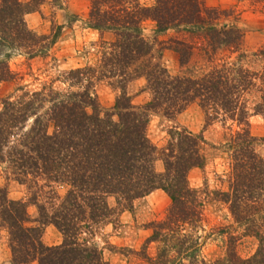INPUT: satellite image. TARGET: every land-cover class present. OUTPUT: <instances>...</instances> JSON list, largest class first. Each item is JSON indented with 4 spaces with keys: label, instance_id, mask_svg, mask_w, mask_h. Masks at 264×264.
Masks as SVG:
<instances>
[{
    "label": "trees",
    "instance_id": "obj_1",
    "mask_svg": "<svg viewBox=\"0 0 264 264\" xmlns=\"http://www.w3.org/2000/svg\"><path fill=\"white\" fill-rule=\"evenodd\" d=\"M89 2L87 26L101 38L111 37L101 41L93 65L65 71L63 79L77 89L21 85L17 93L1 98L0 167L27 189L25 198L14 199L0 188V230L7 231L9 264H110L105 246L96 239L100 229L155 189L168 195L170 205L163 218L148 224L152 233L146 242L161 243L157 254L151 257L143 247V257L149 264H172L175 258L168 252L188 245L178 228L192 225L201 213L197 191L187 183L188 170L204 161L201 138L172 125L168 139L158 147L146 128L151 113L173 119L190 104L200 106L212 120L237 116L243 123L227 141L232 159L228 190L215 194L257 239L252 255L241 258L233 253L231 264H264V159L248 129L247 111L239 106L243 93L251 90L254 73L227 59L217 66L204 64L197 71L171 74L159 59L153 61V43L144 35L142 22L152 20L156 33L173 28L195 34L193 42L171 41L181 66L197 48L207 55L221 46L237 47L239 28L221 24L228 12L204 0H154L149 6L139 0ZM30 4L0 0V81L17 78L9 66L11 54L44 56L58 35L59 30L46 41L27 30L23 15ZM138 78H144L140 91L148 97L135 105L128 85ZM97 82L118 91L108 109L95 93ZM157 160L162 161L160 172ZM30 206L36 209L34 218ZM49 224L60 232L59 243L42 241Z\"/></svg>",
    "mask_w": 264,
    "mask_h": 264
},
{
    "label": "rangeland",
    "instance_id": "obj_2",
    "mask_svg": "<svg viewBox=\"0 0 264 264\" xmlns=\"http://www.w3.org/2000/svg\"><path fill=\"white\" fill-rule=\"evenodd\" d=\"M28 5L23 21L28 31L35 35L51 37L58 32L55 41L50 44L46 55L29 57L24 53L11 54L10 69L16 74L14 81H0L1 98L14 91L17 86L27 85L39 88L51 85L57 91L69 88L63 79L65 71L93 65L101 51V41L109 40L106 34L101 38L99 31L87 26L90 9L89 0H39L33 5L31 0H20ZM143 6L152 5L154 0H139ZM207 6L219 7L229 15L221 18V24H235L241 33L239 45L235 48L221 46L214 52L203 54L200 48L195 49L190 60L180 65L178 55L172 49L174 39L195 41V34L177 31L170 28L159 33L154 32V22L145 19L142 22L143 33L153 43V51L160 64L169 73L188 72L204 66L209 68L228 61H237L250 73H254L250 91L243 93L239 106H244L250 133L257 138L256 150L264 159V0H204ZM197 45L198 44L197 42ZM202 51V52H201ZM206 59L207 62H206ZM240 60V61H238ZM196 70V71H197ZM144 78L131 81L128 91L132 95V103L142 104L148 97L140 89ZM103 108L113 105L118 91L113 90L105 82H97L93 86ZM233 118L219 115L209 118L200 106L190 104L177 113L173 119L151 113L146 128L149 139L161 147L168 139L167 129L172 125L184 127L201 138L204 161L187 172V183L197 191L200 217L192 225L181 226L179 237H186L187 248L174 247L168 254L175 258L172 264H231V254L241 258L252 255L257 247V239L247 234L243 223L235 221L229 209V203L218 200L215 192L227 191L231 175V150L228 139L241 129L243 123ZM156 171L163 170L162 161L157 160ZM5 187L9 198H25L26 186L12 178H7L0 167V188ZM113 203V199L109 200ZM170 205L168 195L161 189H155L147 195L135 199L132 210L122 211L112 223L104 225L96 236L101 246H105V257L110 264H149L143 257V247L149 256L154 257L161 246L158 241L146 242L152 230L149 222L164 217ZM28 213L36 217V209L30 206ZM45 244H55L61 240L60 232L53 225H46L42 232ZM185 239V238H184ZM192 242V245L190 244ZM184 246V245H183ZM178 252H175V251ZM10 250L8 235L5 229L0 230V264H9ZM29 264H37L32 261Z\"/></svg>",
    "mask_w": 264,
    "mask_h": 264
},
{
    "label": "crops",
    "instance_id": "obj_3",
    "mask_svg": "<svg viewBox=\"0 0 264 264\" xmlns=\"http://www.w3.org/2000/svg\"><path fill=\"white\" fill-rule=\"evenodd\" d=\"M60 242V240L58 241V242H55V243H59ZM32 263V262H31Z\"/></svg>",
    "mask_w": 264,
    "mask_h": 264
}]
</instances>
